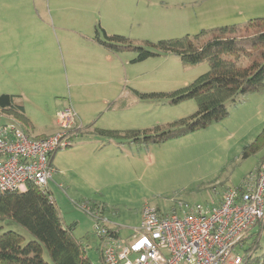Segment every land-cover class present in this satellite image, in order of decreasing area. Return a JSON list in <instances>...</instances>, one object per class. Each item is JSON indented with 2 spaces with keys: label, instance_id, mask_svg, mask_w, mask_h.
<instances>
[{
  "label": "rangeland",
  "instance_id": "374dc122",
  "mask_svg": "<svg viewBox=\"0 0 264 264\" xmlns=\"http://www.w3.org/2000/svg\"><path fill=\"white\" fill-rule=\"evenodd\" d=\"M254 18H264V0H0V95L21 97L30 123L24 130L31 136L56 131L57 111L69 106L84 125L75 131L84 143L54 154L56 172L48 188L63 225L74 227L73 236L92 264H101V242L94 220L78 207L82 202H95L85 205L127 240L144 206L163 214H181L183 205L206 212L223 187L241 185L264 155L261 147L243 158L264 126L263 86L223 120L184 138L125 144L124 155L110 149L107 157L95 156L94 145L103 141L98 130L141 136L195 114L194 100L170 104L167 98L141 99L136 93L169 94L208 71L207 62L184 67L171 55L131 63L134 53L94 48L95 29L139 45L241 26ZM6 120L17 123L0 113V122ZM0 226L1 232L32 239L12 222ZM250 247L256 250L248 252ZM263 253L264 221L257 244L249 240L240 255ZM43 259L50 264L45 250Z\"/></svg>",
  "mask_w": 264,
  "mask_h": 264
},
{
  "label": "trees",
  "instance_id": "16d2710c",
  "mask_svg": "<svg viewBox=\"0 0 264 264\" xmlns=\"http://www.w3.org/2000/svg\"><path fill=\"white\" fill-rule=\"evenodd\" d=\"M93 41L110 53H134L131 63L171 55L184 67L202 62L208 64L206 73L172 93H136L141 99L167 98L170 104L194 100L197 103L195 114L174 122L166 130L157 128L152 134L141 136L136 132L98 130V135L107 141H127L130 144L147 146L184 138L205 129L211 123L223 120L229 114L230 108L242 102L247 94L259 91L264 86V18L250 19L241 26L229 25L201 30L194 36L185 35L139 45L120 35L108 36L96 28ZM19 99L20 96L0 95V113L12 117L25 131L28 121ZM5 122L8 120L1 123ZM89 127L90 125L85 129ZM76 136L78 138L77 134ZM261 147H264V126L256 140L245 148L243 158L257 152ZM55 153L51 155L50 163ZM263 161L264 159L257 162L254 171ZM90 205L95 206V202ZM2 221L20 226L32 239L26 241L24 236L13 230L1 232L0 226V264H49L43 259V250L46 251L50 264H92L81 243L73 236L74 227L63 225L48 188L43 193L29 184L23 192H0V222ZM263 221L259 223L258 231L249 238L254 239L255 245ZM254 247H250L248 252H252ZM99 259L102 264L100 249ZM245 260L246 264H264V253L260 257L247 255L242 264Z\"/></svg>",
  "mask_w": 264,
  "mask_h": 264
},
{
  "label": "built area",
  "instance_id": "2783aa9c",
  "mask_svg": "<svg viewBox=\"0 0 264 264\" xmlns=\"http://www.w3.org/2000/svg\"><path fill=\"white\" fill-rule=\"evenodd\" d=\"M56 131L32 137L13 121L0 122V192H23L30 184L46 193L53 169L50 157L72 147L83 130L72 108L56 113ZM78 207L94 220L102 264H242L240 253L264 220V161L239 187L227 188L206 212L190 209L163 214L144 206L139 226L122 240L99 211Z\"/></svg>",
  "mask_w": 264,
  "mask_h": 264
},
{
  "label": "crops",
  "instance_id": "0c3cea01",
  "mask_svg": "<svg viewBox=\"0 0 264 264\" xmlns=\"http://www.w3.org/2000/svg\"><path fill=\"white\" fill-rule=\"evenodd\" d=\"M92 45H93V47L95 48V47H100V46H98L97 44H95V42L92 40ZM103 49V48H102ZM94 51H95V49H94ZM8 95H12V94H8ZM58 112V111H57ZM24 116H25V112H24ZM25 118H26V116H25ZM27 119V118H26ZM27 121H28V119H27ZM30 123L28 122V125H29ZM83 125V124H82ZM84 126V125H83ZM86 126V125H85ZM92 128L91 127H89L87 130L91 133L92 132V130H91ZM55 131H53V132H51V133H49V134H47V135H45V134H40V135H36V136H32V137H45V136H48V135H50V134H52V133H54ZM120 132V131H119ZM30 135V134H29ZM31 136V135H30ZM103 139V141H101V145L100 146H97V144H95L94 146H95V149L93 150L94 152H95V156H106V155H109V150L110 149H114L116 152H119V153H121V154H123L124 155V150H123V145H125V144H128V145H131L130 143H128L127 141H121V142H116V141H107V140H105L104 138H102ZM81 141H83L82 143H84L85 141H86V139H80V138H76V140H74V144H73V146L72 147H74V146H77V145H79L80 144V142ZM105 141H107V142H105ZM94 143H95V141H94ZM81 145V144H80ZM123 147V148H122ZM129 151V150H128ZM125 152H126V150H125ZM107 157V156H106ZM118 157V156H117ZM53 158H54V155H53V157H52V160H51V167H52V169H53V173L54 172H56V169H55V167L53 166V164H52V162H53ZM264 159V155H262V157L259 159V160H263ZM257 165V164H256ZM255 168H256V166H255ZM255 170V169H254ZM214 185H220V182H216ZM48 186H49V183H48ZM48 186H47V188H48ZM240 186V185H239ZM238 186V187H239ZM212 187H215V186H212ZM227 188H229V187H223L222 188V193L224 192V190L225 189H227ZM48 191L50 192V195H51V197H52V193H51V191L49 190V188H48ZM222 193H221V195H220V197H219V199H218V201L216 202V204H214L213 206H216V205H218L219 204V202H220V199H221V196H222ZM54 200V199H53ZM139 222H140V220H139ZM117 234H118V236H119V232H117ZM131 237V234L127 237L128 239Z\"/></svg>",
  "mask_w": 264,
  "mask_h": 264
}]
</instances>
